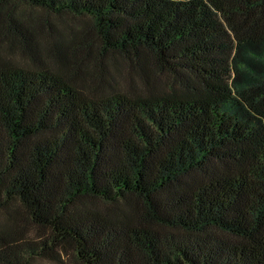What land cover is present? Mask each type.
Segmentation results:
<instances>
[{
    "label": "trees",
    "instance_id": "trees-1",
    "mask_svg": "<svg viewBox=\"0 0 264 264\" xmlns=\"http://www.w3.org/2000/svg\"><path fill=\"white\" fill-rule=\"evenodd\" d=\"M22 1L90 28L45 51L0 0V264H264V0Z\"/></svg>",
    "mask_w": 264,
    "mask_h": 264
},
{
    "label": "rangeland",
    "instance_id": "rangeland-1",
    "mask_svg": "<svg viewBox=\"0 0 264 264\" xmlns=\"http://www.w3.org/2000/svg\"><path fill=\"white\" fill-rule=\"evenodd\" d=\"M18 1V9L22 13L23 17L28 21L30 25L34 27L36 32L39 34V39L41 40L42 46L45 48V51H48L51 47V44L57 34V28L54 24H47L46 22L50 21L55 23L59 28L66 26L68 32L72 33L76 30V37L81 30H86L90 28V21L86 17H74L71 15L64 14L62 16H58L56 14H48L42 7H30L22 0ZM57 22H60L59 24ZM89 35H85L82 40H79L80 44L83 43L85 46L86 43H92L93 33L88 29ZM69 33V34H70ZM95 36V34H94ZM81 37V36H80ZM5 49L4 53L8 58L16 59L22 62H30L32 58L23 54L19 51L13 44L9 45V41L4 42ZM80 44H76V48L78 49L79 62L81 63V67L84 70H88V74H92L97 69H100V60L98 57H95L93 53L82 51ZM80 48V49H79ZM112 57L110 60L111 69L115 75V81L119 86L123 87L127 90H134L135 88L143 87L145 85V81L142 78L143 76L140 72L135 69L133 66L129 65L119 56H110ZM166 78V77H165ZM6 224L8 227H12L14 221L6 210L0 212V225L2 227ZM16 228L20 230L18 236L20 238H24L26 236H39L40 230L34 227L31 224H28L25 220L18 219V222L15 224ZM73 260L71 254H67L63 252L59 258H45V257H37L34 260V264H67Z\"/></svg>",
    "mask_w": 264,
    "mask_h": 264
}]
</instances>
